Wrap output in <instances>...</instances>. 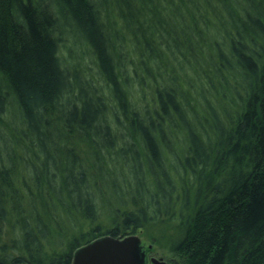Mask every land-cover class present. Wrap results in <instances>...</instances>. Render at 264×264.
<instances>
[{
  "label": "trees",
  "instance_id": "1",
  "mask_svg": "<svg viewBox=\"0 0 264 264\" xmlns=\"http://www.w3.org/2000/svg\"><path fill=\"white\" fill-rule=\"evenodd\" d=\"M154 223L264 264V0H0V264Z\"/></svg>",
  "mask_w": 264,
  "mask_h": 264
},
{
  "label": "water",
  "instance_id": "2",
  "mask_svg": "<svg viewBox=\"0 0 264 264\" xmlns=\"http://www.w3.org/2000/svg\"><path fill=\"white\" fill-rule=\"evenodd\" d=\"M141 238L135 234L103 235L72 251L70 264H170L163 258H147Z\"/></svg>",
  "mask_w": 264,
  "mask_h": 264
},
{
  "label": "rangeland",
  "instance_id": "3",
  "mask_svg": "<svg viewBox=\"0 0 264 264\" xmlns=\"http://www.w3.org/2000/svg\"><path fill=\"white\" fill-rule=\"evenodd\" d=\"M181 145L182 144L180 143V146ZM62 224V230L65 234L64 237L66 238L67 242L71 239L74 234L77 236L79 232H83L87 229V222L84 221L81 222V224L79 225V227L76 228V230L71 229V225L68 222H62ZM171 232V227H161L159 224L154 223L144 229L139 230L135 234H137L141 238V244L144 245L147 258L150 259V257H161L163 258V260H166L170 264H177L175 263V261L173 262L175 255L168 251L167 243H165L167 241V237L171 234ZM148 264L151 263L148 262Z\"/></svg>",
  "mask_w": 264,
  "mask_h": 264
}]
</instances>
